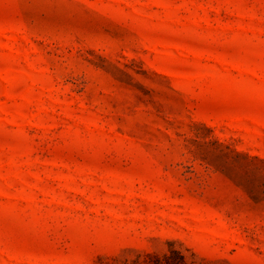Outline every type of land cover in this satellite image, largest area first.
<instances>
[{
    "label": "rangeland",
    "instance_id": "374dc122",
    "mask_svg": "<svg viewBox=\"0 0 264 264\" xmlns=\"http://www.w3.org/2000/svg\"><path fill=\"white\" fill-rule=\"evenodd\" d=\"M165 256L264 264V0H0V264Z\"/></svg>",
    "mask_w": 264,
    "mask_h": 264
},
{
    "label": "trees",
    "instance_id": "16d2710c",
    "mask_svg": "<svg viewBox=\"0 0 264 264\" xmlns=\"http://www.w3.org/2000/svg\"><path fill=\"white\" fill-rule=\"evenodd\" d=\"M169 259H170V257H164V260L166 261V263H168V264H180L181 262H174L173 260H172V262H169ZM179 259H180V261H183V258L180 256L179 257Z\"/></svg>",
    "mask_w": 264,
    "mask_h": 264
}]
</instances>
